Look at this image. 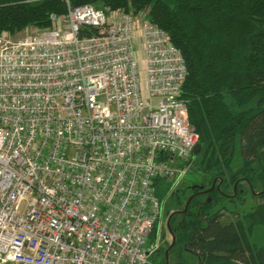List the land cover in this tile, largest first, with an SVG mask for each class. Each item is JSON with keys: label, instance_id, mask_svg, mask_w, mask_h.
Returning a JSON list of instances; mask_svg holds the SVG:
<instances>
[{"label": "built area", "instance_id": "built-area-1", "mask_svg": "<svg viewBox=\"0 0 264 264\" xmlns=\"http://www.w3.org/2000/svg\"><path fill=\"white\" fill-rule=\"evenodd\" d=\"M146 15L69 5L0 34V264H152L156 182L179 184L199 135L185 58Z\"/></svg>", "mask_w": 264, "mask_h": 264}, {"label": "trees", "instance_id": "trees-1", "mask_svg": "<svg viewBox=\"0 0 264 264\" xmlns=\"http://www.w3.org/2000/svg\"><path fill=\"white\" fill-rule=\"evenodd\" d=\"M86 4L147 12L185 58L182 98L200 146L185 165L200 183L177 191L174 182H156L174 264H264V243L251 242L253 228L264 227V201L244 216L225 205L238 208L253 191L264 200V0H0V34L54 28L53 15ZM215 180L220 188L208 192ZM227 212L237 218L224 220Z\"/></svg>", "mask_w": 264, "mask_h": 264}, {"label": "rangeland", "instance_id": "rangeland-1", "mask_svg": "<svg viewBox=\"0 0 264 264\" xmlns=\"http://www.w3.org/2000/svg\"><path fill=\"white\" fill-rule=\"evenodd\" d=\"M147 12H144V14H146ZM33 26H29L26 29H24L21 33H18L16 36H12V39L14 40H18L24 36H27L28 34H30V28H32ZM140 70L144 71V57L143 55L140 56ZM200 183V176L195 174L194 172H192V170H190L188 173L179 181V184L176 186L175 190H185L186 188L194 185V184H199ZM258 192V190L256 191ZM264 200H262L261 198H253L251 195L247 196V200L246 203L244 205H240L238 206V208L230 205L228 202H225V205L227 206V208L229 210L232 209V211L234 213H236L237 215L240 216H244L245 214H247L248 212L252 211L253 208L259 203L262 204ZM233 207V208H232ZM237 215L234 216L231 213L227 212L225 214L224 220H234L237 218ZM168 216H166V212H163V217H162V221L161 223H159V228H158V235H157V240L156 242H158V246H159V255L155 254L152 258H151V262H153L152 264H162V254L164 253L166 258H167V262L168 264H174L175 260L174 257L169 255H166L167 251H170V249L168 247L169 244H171L172 242V235L170 233H168L167 230V224H168ZM157 225V226H158ZM251 242L255 243V244H263L264 243V227L263 226H256L253 228L252 230V234H251Z\"/></svg>", "mask_w": 264, "mask_h": 264}, {"label": "flooded vegetation", "instance_id": "flooded-vegetation-1", "mask_svg": "<svg viewBox=\"0 0 264 264\" xmlns=\"http://www.w3.org/2000/svg\"><path fill=\"white\" fill-rule=\"evenodd\" d=\"M221 183H222V180H220V183L217 185V180H215V181L213 182V184H212V187H211L210 189H213V190H214L216 186H217V188H220V184H221ZM237 188H238V184H236V186H235V190H237ZM177 191H178V190H177ZM253 193H254V191H253L251 194H248V196L251 195V196L253 197ZM255 194L258 195V192H257V193L255 192ZM253 198H255V197H253ZM246 200H247V196H246ZM187 209H188V208H187ZM187 209H186V210H187ZM177 212H180V211H177ZM168 220H169V219H168ZM172 240H173V236H172ZM174 240H175V239H174ZM174 240H173V241H174Z\"/></svg>", "mask_w": 264, "mask_h": 264}, {"label": "water", "instance_id": "water-1", "mask_svg": "<svg viewBox=\"0 0 264 264\" xmlns=\"http://www.w3.org/2000/svg\"><path fill=\"white\" fill-rule=\"evenodd\" d=\"M199 150H200V146L198 145L197 148H196L195 153H197ZM212 190H213V189H210V190H208V192H211ZM192 199H193V197H191V198L189 199V201L187 202V204H186V209H187L188 206L190 205ZM168 223H169V221H168ZM174 239H175V238L173 237V240H174ZM168 254H169V251H167L166 255L168 256Z\"/></svg>", "mask_w": 264, "mask_h": 264}]
</instances>
